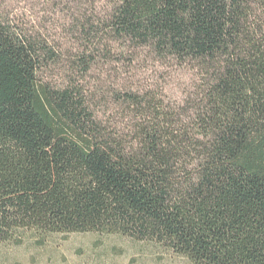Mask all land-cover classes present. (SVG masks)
<instances>
[{"label":"trees","instance_id":"16d2710c","mask_svg":"<svg viewBox=\"0 0 264 264\" xmlns=\"http://www.w3.org/2000/svg\"><path fill=\"white\" fill-rule=\"evenodd\" d=\"M67 6L69 50L0 7V244L104 234L264 264V0ZM112 43L195 65L194 135L137 92L116 95L127 134L105 122L84 84Z\"/></svg>","mask_w":264,"mask_h":264},{"label":"rangeland","instance_id":"374dc122","mask_svg":"<svg viewBox=\"0 0 264 264\" xmlns=\"http://www.w3.org/2000/svg\"><path fill=\"white\" fill-rule=\"evenodd\" d=\"M1 10L72 47L67 0H0ZM101 55L85 86L94 94L98 111L109 126L127 134L134 116L116 101L117 93L137 92L162 103L194 135L202 78L191 63L160 60L149 50H132L112 43ZM63 67L54 80L65 78ZM19 242L0 244V264H191L186 258L151 242L104 234L44 235L23 232Z\"/></svg>","mask_w":264,"mask_h":264}]
</instances>
